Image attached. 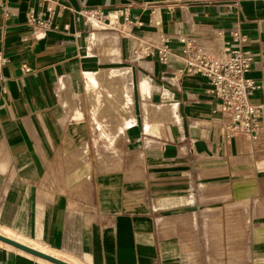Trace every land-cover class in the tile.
Masks as SVG:
<instances>
[{
  "label": "crops",
  "instance_id": "obj_1",
  "mask_svg": "<svg viewBox=\"0 0 264 264\" xmlns=\"http://www.w3.org/2000/svg\"><path fill=\"white\" fill-rule=\"evenodd\" d=\"M39 1L0 0V234L69 264H264V134L225 138L206 79L181 74L180 43L219 58L240 30L247 77L264 84V0H56L59 30L35 38ZM97 7L129 8V34L85 24L78 12ZM165 41L166 65L145 51ZM120 59L136 113L93 71ZM85 79L106 106L119 99L117 140L97 139ZM0 264L52 263L0 242Z\"/></svg>",
  "mask_w": 264,
  "mask_h": 264
},
{
  "label": "built area",
  "instance_id": "obj_2",
  "mask_svg": "<svg viewBox=\"0 0 264 264\" xmlns=\"http://www.w3.org/2000/svg\"><path fill=\"white\" fill-rule=\"evenodd\" d=\"M5 4L0 3V12L7 14ZM63 6L56 0H40L37 6L30 8L27 14V26L35 38L49 32L58 31L57 18L62 14ZM85 24L96 23L106 30L119 34H129L133 27L129 8L106 11L102 7L86 8L78 12ZM182 56L185 60L183 75L202 76L206 79L212 96L216 100L214 110L218 122L224 129L227 140L244 136L251 141H258L264 134V102L255 103L258 93L264 96V84H259L247 77L253 64V56L247 47V36L240 30L231 34L225 42L222 57H213L198 45L195 38L182 37ZM139 47L143 43L138 40ZM148 55L157 56L161 64H168L171 46L165 41L159 48L145 49ZM7 64V59L0 56V70ZM25 73L32 70L23 66Z\"/></svg>",
  "mask_w": 264,
  "mask_h": 264
},
{
  "label": "rangeland",
  "instance_id": "obj_3",
  "mask_svg": "<svg viewBox=\"0 0 264 264\" xmlns=\"http://www.w3.org/2000/svg\"><path fill=\"white\" fill-rule=\"evenodd\" d=\"M113 37L117 38L115 34ZM93 71L101 73L103 76L101 79L102 85H108L111 90L117 92V96L120 99L124 100V98L129 97L130 100L125 104V107L130 113H136V110L140 106L137 100V84L134 80L135 76L132 69L128 67L125 61H121L120 59L118 63L101 64L95 70L93 69ZM85 81L84 108L89 111L91 123L93 124L94 119L96 125L102 126L99 127L101 131L97 134V139L101 141L117 140L124 135L125 131V127L120 123L121 116L123 115L122 110L117 109L115 106L108 107L100 98L97 99L96 97L99 96L98 90L92 87L88 88L87 79ZM93 114H96L98 117L92 116ZM106 129H110L111 133L105 132Z\"/></svg>",
  "mask_w": 264,
  "mask_h": 264
},
{
  "label": "water",
  "instance_id": "obj_4",
  "mask_svg": "<svg viewBox=\"0 0 264 264\" xmlns=\"http://www.w3.org/2000/svg\"><path fill=\"white\" fill-rule=\"evenodd\" d=\"M0 242H2L4 244H7L9 246H12V247H14V248H16V249H18V250H20L22 252H25V253H27L29 255H32V256L38 257L40 259L46 260V261H48V262H50L52 264H69V263H67L65 261H62V260L58 259V258H55L53 256H50V255L45 254L43 252H40V251H38V250H36L34 248H31V247L26 246V245H24L22 243H19V242L15 241V240L7 238V237H5V236H3L1 234H0Z\"/></svg>",
  "mask_w": 264,
  "mask_h": 264
},
{
  "label": "bare ground",
  "instance_id": "obj_5",
  "mask_svg": "<svg viewBox=\"0 0 264 264\" xmlns=\"http://www.w3.org/2000/svg\"><path fill=\"white\" fill-rule=\"evenodd\" d=\"M91 77H93V76H91ZM92 79H93V78H92ZM94 82H95V81H94ZM90 83H91V82H90ZM90 83H88V84H90ZM92 84H95V83H92ZM92 84H91V85H92ZM93 86H94V85H93ZM145 86H146V85H145ZM96 89L98 90V88H96ZM144 89H146V88H144ZM90 91H91V90H90ZM145 92H146V91H145ZM109 94H110V93H109ZM109 94H108L107 96H109ZM98 95H99V94H98ZM101 95H102V94H101ZM110 95H111V94H110ZM113 95H114V94H113ZM113 95H112V96H113ZM102 97H103V95H102ZM102 97H101V98H102ZM96 98H97V97H96ZM114 98H115V97H114ZM126 98H127V99H126L125 103H127V102L130 100L129 97H126ZM102 99H104V98H102ZM116 99H118V98L116 97ZM109 100H110V99H109ZM118 100H119V99H118ZM118 100H117L116 102H118V104H120ZM120 101H121V100H120ZM100 102H101V101H100ZM109 102H111V100H110ZM109 102H108V103H109ZM112 102H114V100H113ZM123 102H124V101H123ZM121 103H122V101H121ZM125 103H124V105L121 106V108H124V107L126 106ZM110 104H111V103H110ZM116 104H117V103H115V105H116ZM118 104H117V105H118ZM122 104H123V103H122ZM103 105H104V104H103ZM112 105H114V103H112L111 106H112ZM117 105H116V106H117ZM116 106H115V107H116ZM118 106H119V105H118ZM119 108H120V107H119ZM119 110H120V109H119ZM124 110H125V109H124ZM122 112H123V111H122ZM126 112H127V111H126ZM127 114H128V113H127ZM80 115H81V114H80ZM97 117H98V116H97ZM93 121H94V120H93ZM129 124H130V123H129ZM3 234H4L6 237H9V238L14 239V240H16V241H19V240L16 239L15 236H14L11 232H9V231H4ZM22 241H23V240H22ZM20 242H21V241H20ZM24 243H25V242H24ZM25 244H26V243H25Z\"/></svg>",
  "mask_w": 264,
  "mask_h": 264
}]
</instances>
